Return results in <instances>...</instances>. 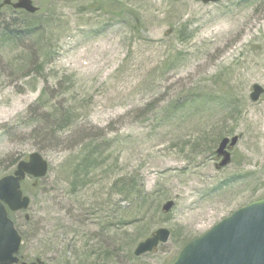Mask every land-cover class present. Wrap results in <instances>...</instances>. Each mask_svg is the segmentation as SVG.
I'll list each match as a JSON object with an SVG mask.
<instances>
[{"label": "rangeland", "instance_id": "1", "mask_svg": "<svg viewBox=\"0 0 264 264\" xmlns=\"http://www.w3.org/2000/svg\"><path fill=\"white\" fill-rule=\"evenodd\" d=\"M32 1L42 40L0 53V178L34 153L50 167L15 217L25 263L173 264L264 196V94L250 98L264 89V0ZM14 17L4 7L0 27ZM221 135L240 140L219 170ZM89 143L96 167L74 192L68 163ZM161 228L170 241L135 256Z\"/></svg>", "mask_w": 264, "mask_h": 264}, {"label": "water", "instance_id": "2", "mask_svg": "<svg viewBox=\"0 0 264 264\" xmlns=\"http://www.w3.org/2000/svg\"><path fill=\"white\" fill-rule=\"evenodd\" d=\"M197 1L207 5L223 0ZM2 6H12L15 10L30 14L38 11L32 0H6ZM263 94L264 89L260 85H254L250 98L253 102H258ZM239 140L235 136L220 141L216 151L222 158L219 169L231 164V151ZM48 172V161L41 154L34 153L27 161L20 162L13 174L0 179V264L21 262L19 253L23 237L9 214L28 211L31 206L30 197L24 196L21 189L22 182L30 177L44 179ZM173 208L174 202L170 201L165 204L163 211L170 213ZM170 239L171 232L161 228L137 246L135 256L151 254ZM173 264H264V199L235 211L202 237L186 245Z\"/></svg>", "mask_w": 264, "mask_h": 264}, {"label": "trees", "instance_id": "3", "mask_svg": "<svg viewBox=\"0 0 264 264\" xmlns=\"http://www.w3.org/2000/svg\"><path fill=\"white\" fill-rule=\"evenodd\" d=\"M13 11V15H19V18H12L10 22H5V24H3L0 27V53L3 52L4 46L6 45H11V44H17V43H21L23 46L28 44L30 41H40L42 40V36H43V27L44 24L41 23L38 19H36L37 14L32 15L29 14L23 10H15L12 7H10ZM3 9V8H2ZM1 9V10H2ZM1 10H0V14H1ZM22 16H25L24 18H22ZM38 52V51H36ZM36 52L32 55V57L30 59H33L36 56ZM37 59V57H36ZM30 62H33L30 60ZM42 97L39 99L38 103L36 104V106H40L43 107L44 105L41 102ZM39 108V107H38ZM34 109L33 107L28 111L29 116L32 115L31 110ZM47 120L48 115H45ZM32 118H30L29 122L30 123H39L40 121H38V119H33V115L31 116ZM54 117V116H51ZM69 116H66V119L64 120V124L62 125H66L64 127H62L60 131L58 132H62L67 130L72 122L73 119L69 118ZM60 121V120H59ZM63 121V120H61ZM60 121V122H61ZM38 129L34 130V132H36ZM40 131V130H38ZM37 131V132H38ZM53 134L56 133V131H52ZM221 139L226 137V135H221L220 136ZM98 146L94 145L93 143H89V144H85L81 147V156L79 157V163H76V161H74L73 163H68L70 164V174L69 176L71 178H73V183H72V189L74 186V192H75V188L77 186V184L79 182H81V180H83V177L88 175V172L91 170H93L94 167H96V156H97V149ZM19 160L15 161L14 163H18ZM23 188L25 187V184H23L22 186ZM137 185L136 184H132L130 185V188L127 190H125L124 194L126 193V195L131 199V202H133L134 199L138 198L139 196L143 197V192L141 191H136ZM72 191V193H74ZM73 195V194H72ZM260 199H264V196L255 199L256 200H260ZM18 215V214H17ZM16 214H10V217L14 220L15 225L18 229V231L20 232V234L22 235L24 242L29 240L28 234L25 232V230H23V227H21L19 225V223L17 222V219H15V217L17 216ZM191 242V241H190ZM178 256V255H177ZM176 256V258H177ZM20 257L21 259L24 261V258L22 257V250L20 253ZM175 258V259H176Z\"/></svg>", "mask_w": 264, "mask_h": 264}, {"label": "flooded vegetation", "instance_id": "4", "mask_svg": "<svg viewBox=\"0 0 264 264\" xmlns=\"http://www.w3.org/2000/svg\"><path fill=\"white\" fill-rule=\"evenodd\" d=\"M217 159H221V158H219L218 156L216 157Z\"/></svg>", "mask_w": 264, "mask_h": 264}]
</instances>
